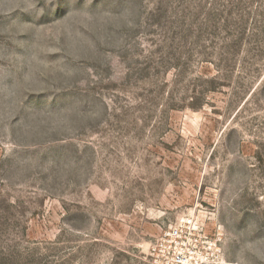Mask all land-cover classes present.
Segmentation results:
<instances>
[{"label": "rangeland", "instance_id": "rangeland-1", "mask_svg": "<svg viewBox=\"0 0 264 264\" xmlns=\"http://www.w3.org/2000/svg\"><path fill=\"white\" fill-rule=\"evenodd\" d=\"M172 253L264 264V0H0V264Z\"/></svg>", "mask_w": 264, "mask_h": 264}, {"label": "built area", "instance_id": "built-area-1", "mask_svg": "<svg viewBox=\"0 0 264 264\" xmlns=\"http://www.w3.org/2000/svg\"><path fill=\"white\" fill-rule=\"evenodd\" d=\"M167 237L169 238V240H168L169 243H174L175 245H178L179 239L181 238V235L179 233V230L173 229L170 232H168ZM170 260H171V263H174V264H182L183 263V259H182V256L180 254L172 253Z\"/></svg>", "mask_w": 264, "mask_h": 264}]
</instances>
